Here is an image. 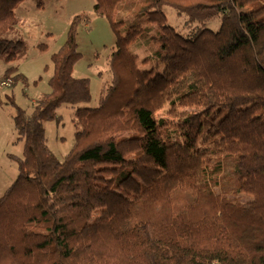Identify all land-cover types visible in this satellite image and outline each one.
Masks as SVG:
<instances>
[{
	"label": "trees",
	"instance_id": "1",
	"mask_svg": "<svg viewBox=\"0 0 264 264\" xmlns=\"http://www.w3.org/2000/svg\"><path fill=\"white\" fill-rule=\"evenodd\" d=\"M19 1L0 0L6 62L26 52L1 37ZM165 5L187 35L166 22ZM93 9L115 34L112 83L97 106L76 107L62 160L43 122L92 98L89 79L72 74L86 15L71 19L32 112L8 98L23 149L10 155L17 176L0 196V264H264V0H94ZM138 38L157 47L148 69L129 48ZM7 79L26 82L15 66Z\"/></svg>",
	"mask_w": 264,
	"mask_h": 264
},
{
	"label": "rangeland",
	"instance_id": "2",
	"mask_svg": "<svg viewBox=\"0 0 264 264\" xmlns=\"http://www.w3.org/2000/svg\"><path fill=\"white\" fill-rule=\"evenodd\" d=\"M94 0H21L15 7L17 23L1 34V37L21 39L26 46L25 55L6 62L0 57V196L17 176V164L10 155L21 156L23 142L14 127V107L8 102L13 95L15 102L27 114L45 93L50 91L49 79L53 72L51 55L64 43L71 19L78 14L87 16L77 27L80 58L73 66L74 77L89 79L92 95L88 103L78 105L62 103L56 108V117L43 122L46 144L57 159L62 160L74 142V132L79 128L74 111L77 106L95 107L106 88L112 83L110 56L115 49V34L107 19L95 13ZM166 22L177 32L187 35L190 27L184 25V17L172 8L163 7ZM218 22L209 24L213 29ZM148 34L156 29L146 25ZM138 56V67H152L157 56L155 43L149 38H138L129 45ZM145 57L148 59L142 61ZM15 66L26 77V82L11 85L9 79L2 81L8 67ZM7 83V84H6ZM245 198V197H244Z\"/></svg>",
	"mask_w": 264,
	"mask_h": 264
},
{
	"label": "built area",
	"instance_id": "3",
	"mask_svg": "<svg viewBox=\"0 0 264 264\" xmlns=\"http://www.w3.org/2000/svg\"><path fill=\"white\" fill-rule=\"evenodd\" d=\"M7 84V83H6Z\"/></svg>",
	"mask_w": 264,
	"mask_h": 264
}]
</instances>
